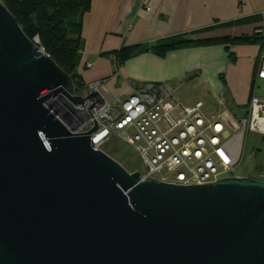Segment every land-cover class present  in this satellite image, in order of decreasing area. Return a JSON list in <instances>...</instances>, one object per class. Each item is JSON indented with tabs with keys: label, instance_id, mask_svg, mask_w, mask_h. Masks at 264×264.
<instances>
[{
	"label": "water",
	"instance_id": "95a60500",
	"mask_svg": "<svg viewBox=\"0 0 264 264\" xmlns=\"http://www.w3.org/2000/svg\"><path fill=\"white\" fill-rule=\"evenodd\" d=\"M56 98L84 100L0 0V264H264V175L144 180Z\"/></svg>",
	"mask_w": 264,
	"mask_h": 264
},
{
	"label": "crops",
	"instance_id": "0c3cea01",
	"mask_svg": "<svg viewBox=\"0 0 264 264\" xmlns=\"http://www.w3.org/2000/svg\"><path fill=\"white\" fill-rule=\"evenodd\" d=\"M175 35L198 41L259 35L263 40L184 48L165 57L140 51L120 68L109 56ZM83 38L78 72L86 84L106 81L112 100L133 93L136 85L166 84L178 97L185 88L198 91L196 101L207 100L208 111V102L222 99L217 113L241 120L252 98L264 96L258 94L264 81L257 79L264 59V0H92ZM181 101L193 103L188 96Z\"/></svg>",
	"mask_w": 264,
	"mask_h": 264
},
{
	"label": "built area",
	"instance_id": "2783aa9c",
	"mask_svg": "<svg viewBox=\"0 0 264 264\" xmlns=\"http://www.w3.org/2000/svg\"><path fill=\"white\" fill-rule=\"evenodd\" d=\"M257 79L264 81V59ZM86 90L83 103L60 107L58 118L75 127L73 134L88 133L97 123L90 133L97 150L112 136L133 147L148 169L144 180L196 186L246 177L240 171L249 134H264V96L252 98L245 118L231 120L226 113L203 110L205 101L184 103L166 84L136 85L116 100L110 99L106 81L89 83Z\"/></svg>",
	"mask_w": 264,
	"mask_h": 264
},
{
	"label": "trees",
	"instance_id": "16d2710c",
	"mask_svg": "<svg viewBox=\"0 0 264 264\" xmlns=\"http://www.w3.org/2000/svg\"><path fill=\"white\" fill-rule=\"evenodd\" d=\"M17 19L24 33L32 41H38L45 52L71 76L74 86L81 91L87 87L78 69L82 64L84 50V20L92 8V0H1ZM238 21L222 26H234ZM262 41L259 35L241 39L191 40L189 35H175L159 40L152 46L124 48L111 53L117 68L139 55L140 51H151L159 57L168 53L205 45L222 43ZM252 144H250L251 146ZM254 147V146H253ZM253 150V149H252ZM259 171V170H258ZM257 174H260L258 172ZM256 175V174H255Z\"/></svg>",
	"mask_w": 264,
	"mask_h": 264
},
{
	"label": "rangeland",
	"instance_id": "374dc122",
	"mask_svg": "<svg viewBox=\"0 0 264 264\" xmlns=\"http://www.w3.org/2000/svg\"><path fill=\"white\" fill-rule=\"evenodd\" d=\"M195 91L196 90L185 88L181 90L179 97L176 94L175 96L180 100H185L188 96L192 100L190 102H193L190 104H195L199 96V92L196 91L195 93ZM82 93L83 95H87L86 88L82 90ZM258 94H264V86L259 89ZM208 104L211 105L209 112H218V107H220L218 104H214L213 102H208ZM228 106L230 107V103H228ZM207 108L208 106H205L203 110H209ZM250 144L252 145L250 146ZM253 146H260L263 151L262 154L256 156L252 150ZM102 151L108 156L112 157L118 163H120L128 172H139L143 176L147 175L148 169L140 154L133 147H131L118 137L112 136L109 141L102 147ZM258 172L264 175V134L251 133L249 134V140L246 147L243 167L240 173L244 176H250L257 174Z\"/></svg>",
	"mask_w": 264,
	"mask_h": 264
},
{
	"label": "bare ground",
	"instance_id": "6f19581e",
	"mask_svg": "<svg viewBox=\"0 0 264 264\" xmlns=\"http://www.w3.org/2000/svg\"><path fill=\"white\" fill-rule=\"evenodd\" d=\"M52 104L53 105L55 104L61 108L67 105V103L65 101L61 100L60 98L53 99Z\"/></svg>",
	"mask_w": 264,
	"mask_h": 264
},
{
	"label": "flooded vegetation",
	"instance_id": "af4514ba",
	"mask_svg": "<svg viewBox=\"0 0 264 264\" xmlns=\"http://www.w3.org/2000/svg\"><path fill=\"white\" fill-rule=\"evenodd\" d=\"M253 152L256 156H259L260 154H262V149L260 148V146H254L253 147Z\"/></svg>",
	"mask_w": 264,
	"mask_h": 264
}]
</instances>
